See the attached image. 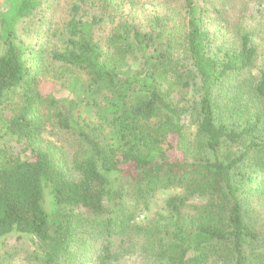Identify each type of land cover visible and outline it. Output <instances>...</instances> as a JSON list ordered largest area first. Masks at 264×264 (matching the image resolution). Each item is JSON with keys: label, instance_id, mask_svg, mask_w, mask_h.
<instances>
[{"label": "trees", "instance_id": "trees-1", "mask_svg": "<svg viewBox=\"0 0 264 264\" xmlns=\"http://www.w3.org/2000/svg\"><path fill=\"white\" fill-rule=\"evenodd\" d=\"M218 1L145 27L130 0H0V246L32 240L28 264H264V24L228 45Z\"/></svg>", "mask_w": 264, "mask_h": 264}, {"label": "rangeland", "instance_id": "rangeland-1", "mask_svg": "<svg viewBox=\"0 0 264 264\" xmlns=\"http://www.w3.org/2000/svg\"><path fill=\"white\" fill-rule=\"evenodd\" d=\"M132 3L135 2V5H132L134 10L140 8L143 5V12L135 20L136 23H140L146 26L150 23V18L152 16H157L159 14L173 13L179 9L180 0H130ZM216 7L221 10V15L219 18H222V23L219 25L216 22L212 25V32L219 36L221 40L228 45L238 44L237 40L239 35H235L236 30L244 31H253L254 28L260 24H264V0H219L214 3ZM128 13L127 7L124 6V15ZM66 16V11H61L59 14H56L55 18H64ZM213 17V16H212ZM210 17L209 19H212ZM21 26H18V31ZM256 32V30H255ZM109 33V30L99 29L97 36L106 37ZM254 33V32H253ZM252 34V33H251ZM263 40H262V39ZM251 43L257 47L258 56L254 67L251 69L250 73L253 76H257L261 70H264V34L258 32L257 34H252ZM42 94L51 95L55 98H60L64 95V92L60 90L53 82L45 83L41 88ZM1 138V137H0ZM53 142L58 144L66 145L67 141L70 142L69 136H63L61 133H56L53 136H49ZM3 145H9L13 147L12 140L0 139V147ZM14 148V147H13ZM200 202V199L197 200ZM256 200L252 199V206L256 207L255 217L258 222V229L261 235H264V207H257ZM49 203V197H45V207ZM155 211V208L152 209V212ZM18 235H12L8 237L4 243L0 246V256H4L5 250L7 251H19L15 256L14 260L11 259L9 264H28L27 261H24L25 253L30 252L32 240L28 238L18 239ZM133 264V262H131Z\"/></svg>", "mask_w": 264, "mask_h": 264}]
</instances>
